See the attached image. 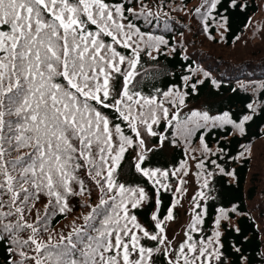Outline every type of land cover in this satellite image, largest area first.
Returning <instances> with one entry per match:
<instances>
[{"label": "snow or ice", "instance_id": "snow-or-ice-1", "mask_svg": "<svg viewBox=\"0 0 264 264\" xmlns=\"http://www.w3.org/2000/svg\"><path fill=\"white\" fill-rule=\"evenodd\" d=\"M219 3L205 0L209 10ZM232 6H237V0H232ZM202 7L195 13L202 14ZM126 13L143 15L146 20L154 15L143 10L138 14L124 3L108 0H0V245L6 246L4 264H157V256H163L166 264H224L218 230L199 240L192 235L201 231L202 212H195L178 248L171 247L165 227L166 221L175 219L176 204L163 219L152 214L158 231L145 228L133 210L143 207L148 194L143 187L121 181L122 164L129 149L138 148L135 171L152 182L157 194L161 189L168 191L170 174L176 177L186 162L171 173L142 166L152 151L146 148L143 133L159 136L162 145L167 137L154 130L161 120L168 127L175 122L177 132L187 139L201 128L220 125H232L243 133L244 122L252 117L245 115L236 123L228 112L210 116L194 110L182 120L179 109L185 105L186 92L170 87L156 89L158 95L149 96L136 90L141 53L157 59L153 53H160V46H167L168 41L125 23ZM222 19L218 27L224 28L227 17ZM182 79L188 86L191 77ZM190 87L195 91L197 85ZM166 104L177 111L170 112ZM247 107L255 111L252 104ZM102 109L112 110L126 122L135 141ZM201 143L205 152L211 151L203 135ZM81 173L94 184L98 203H85L90 210L78 217L83 223L73 221L66 235L53 234L49 218L71 212L69 197L92 195ZM185 183L180 179L175 191H185ZM208 184L204 178L202 187ZM205 195L201 191L193 197L195 208L201 207L199 199ZM41 197L47 198V204L42 214L36 210V219L31 221ZM219 212L217 228L221 219H228L224 209ZM145 240L155 241L156 246H146Z\"/></svg>", "mask_w": 264, "mask_h": 264}, {"label": "trees", "instance_id": "trees-1", "mask_svg": "<svg viewBox=\"0 0 264 264\" xmlns=\"http://www.w3.org/2000/svg\"><path fill=\"white\" fill-rule=\"evenodd\" d=\"M108 2L124 3L138 14L142 10L151 11L154 15L147 17V20L143 15L133 16L126 13L128 20L125 23L132 22L141 32L163 36L168 41L167 46H160V53H153L157 59L141 53L140 64L137 66L140 76L136 78V90L149 96L158 95L156 89L167 91L170 87L182 93L186 92L185 105L179 109L182 120L194 110L206 111L210 116L228 112L236 123H240L245 115L252 117L244 122L243 133L232 125H220L201 128L187 139L177 132L175 122L173 127H168L167 122L161 120L158 126L154 125V130L164 134L167 139L161 145L159 136H150L152 151L147 153L142 166L161 168L171 173L180 168L182 162H186L189 165L187 168L193 170L194 181L198 186L195 197L201 191L206 194L204 199H199L201 207L194 211V215L195 212L203 213V224L199 226L201 231L192 233L194 239L214 236L218 230L221 233L224 264H264V148L259 151L256 147L264 139V0H237L236 7L232 6V0H220L216 9L211 10L205 0ZM202 5V14H196L195 9ZM222 17H227L224 28L218 27L224 23ZM94 27L92 26L93 30ZM118 50L125 55L130 54L127 49L118 47ZM184 76L191 77L187 82L188 86L182 79ZM193 83L197 85L195 91L190 87ZM249 104L253 105L255 111L247 107ZM197 105L199 108L190 110ZM166 106L170 112L177 111L169 104ZM102 111L113 123H120L125 133L133 136L135 141L134 133L127 127L126 122L117 119V114L110 109ZM202 135L210 152L203 150ZM136 151L137 148H130L125 154L121 181L143 187L147 192L148 200L143 207L133 211L139 222L150 232L158 231L151 219L152 214L156 213L163 219L168 209L176 204L173 209L175 219L165 222L167 231L169 225L179 218V203L176 201H180L187 190L190 178L188 174L183 175L184 169L176 177L170 174V189H161L157 194L152 182L135 171ZM191 155L195 162L191 161ZM201 162L203 167H198ZM257 165L263 166L262 173L254 178L252 173ZM81 175L92 190V195L90 198L87 195L69 197L71 212L57 213L49 218L48 228L53 234L63 232L66 235L71 230L73 221L77 224L83 223L78 217L90 210L83 205L98 203L94 184L83 173ZM204 178L209 181L207 188L202 187ZM180 179L186 181L183 185L185 191L177 193L175 190ZM157 200L160 201L159 204L156 203ZM46 204L47 198L41 197L29 219L35 221L36 210L42 214ZM233 208L236 209L235 212L232 211ZM219 209L225 210L228 219H221L217 228L215 221L220 216ZM193 218L186 231L189 230ZM24 235L26 238L27 233ZM43 239H48L47 232L43 233ZM142 243L149 247L156 246L155 241L145 240ZM5 247L0 245V264H4ZM236 248L240 251L237 252ZM242 257L247 259L242 260ZM155 259L157 264H166L163 256Z\"/></svg>", "mask_w": 264, "mask_h": 264}, {"label": "rangeland", "instance_id": "rangeland-1", "mask_svg": "<svg viewBox=\"0 0 264 264\" xmlns=\"http://www.w3.org/2000/svg\"><path fill=\"white\" fill-rule=\"evenodd\" d=\"M138 76L140 75H137L136 78H138ZM196 108H199V106L198 105L193 106L190 108V110H194ZM142 133H143V129H142ZM143 136L146 141V148H151L152 146L149 142L150 136L147 135L146 133H143ZM256 147L259 151L262 148H264V139L259 141V143L256 144ZM137 151H139L138 148H137ZM136 153H135V156H136ZM191 158H192L191 161L195 162V159L192 157V155H191ZM187 166L189 165L186 164V168L184 170L187 171L188 176L190 178V182L188 184L187 190L182 194L180 201H179L178 208H179L180 215L176 221L172 222L169 225V228L166 231L167 240L171 243V247L173 248L176 245H179L182 241L186 239L185 237L186 228L194 216V208H195L196 201H194L193 197H195L197 193L198 186L195 184V181H194L193 170L188 169ZM262 168H263L262 165H257L252 173V176L254 178H257L255 176H259L258 174L262 173Z\"/></svg>", "mask_w": 264, "mask_h": 264}]
</instances>
